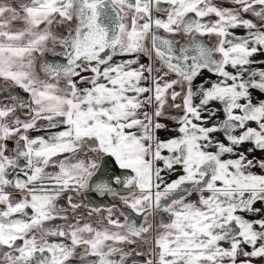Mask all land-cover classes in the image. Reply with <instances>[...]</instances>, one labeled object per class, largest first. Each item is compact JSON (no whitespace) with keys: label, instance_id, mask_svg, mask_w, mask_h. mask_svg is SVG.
<instances>
[{"label":"snow or ice","instance_id":"1","mask_svg":"<svg viewBox=\"0 0 264 264\" xmlns=\"http://www.w3.org/2000/svg\"><path fill=\"white\" fill-rule=\"evenodd\" d=\"M0 264H264V0H0Z\"/></svg>","mask_w":264,"mask_h":264},{"label":"flooded vegetation","instance_id":"2","mask_svg":"<svg viewBox=\"0 0 264 264\" xmlns=\"http://www.w3.org/2000/svg\"><path fill=\"white\" fill-rule=\"evenodd\" d=\"M5 102H7V101H5Z\"/></svg>","mask_w":264,"mask_h":264}]
</instances>
